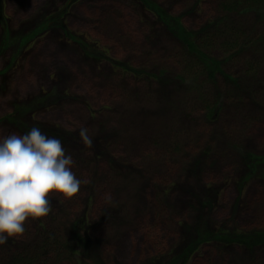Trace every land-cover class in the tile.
Listing matches in <instances>:
<instances>
[{
    "label": "rangeland",
    "instance_id": "rangeland-1",
    "mask_svg": "<svg viewBox=\"0 0 264 264\" xmlns=\"http://www.w3.org/2000/svg\"><path fill=\"white\" fill-rule=\"evenodd\" d=\"M242 4L0 0V137L59 133L89 181L0 264H264V19Z\"/></svg>",
    "mask_w": 264,
    "mask_h": 264
},
{
    "label": "clouds",
    "instance_id": "clouds-1",
    "mask_svg": "<svg viewBox=\"0 0 264 264\" xmlns=\"http://www.w3.org/2000/svg\"><path fill=\"white\" fill-rule=\"evenodd\" d=\"M78 135L91 147L87 128L81 127ZM73 164L61 139L37 126L0 137V244L23 234L26 221L46 217L51 211L49 197L70 199L89 182L76 176Z\"/></svg>",
    "mask_w": 264,
    "mask_h": 264
},
{
    "label": "trees",
    "instance_id": "trees-1",
    "mask_svg": "<svg viewBox=\"0 0 264 264\" xmlns=\"http://www.w3.org/2000/svg\"><path fill=\"white\" fill-rule=\"evenodd\" d=\"M239 2L243 3L242 5H251V6H255L256 8H258V11L260 12L259 14L264 19V0H239ZM161 17L168 24V26L171 23L174 24V22H172V20L166 18L164 15ZM170 30L175 35L174 36L175 38H179L182 40L186 39L185 37H186L187 33L182 28H181V30L180 29L174 30L173 28L170 27ZM64 252L65 251H64V247L62 246V244H60L55 238L49 237L48 239H46L41 244L37 261H39V262L41 260L43 261V259H47L48 257H50V255L51 256L52 255L61 256V254ZM34 261H36V260H34ZM9 264H18V263H9Z\"/></svg>",
    "mask_w": 264,
    "mask_h": 264
},
{
    "label": "bare ground",
    "instance_id": "bare-ground-1",
    "mask_svg": "<svg viewBox=\"0 0 264 264\" xmlns=\"http://www.w3.org/2000/svg\"><path fill=\"white\" fill-rule=\"evenodd\" d=\"M50 100V99H49ZM49 100H47V101H49ZM54 100H58V101H60L61 99H58V98H54ZM44 102H46V101H44ZM42 100H38L37 102H35V103H33L32 104V107H35V106H39V105H41L42 103H44ZM22 120V117L21 118H19L18 120ZM23 121V120H22ZM53 136H56V137H58V138H60L61 137V135L59 134V133H54L53 134Z\"/></svg>",
    "mask_w": 264,
    "mask_h": 264
}]
</instances>
